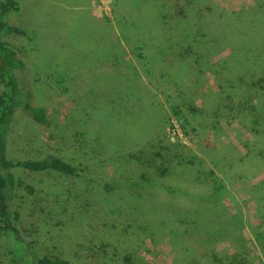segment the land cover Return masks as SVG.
I'll use <instances>...</instances> for the list:
<instances>
[{
    "label": "rangeland",
    "instance_id": "1",
    "mask_svg": "<svg viewBox=\"0 0 264 264\" xmlns=\"http://www.w3.org/2000/svg\"><path fill=\"white\" fill-rule=\"evenodd\" d=\"M18 1L19 9L6 16L9 24L25 31L15 43L25 68L16 75L24 88L32 90V103L47 107L48 124L42 127L25 113H17L6 135L8 156L19 159L54 155L83 170L66 175L54 170L14 168L18 181L11 198L12 210L18 213L14 222L27 228L40 253L67 258L71 264H122L125 254L135 264H186L182 261L186 253L172 245L169 207L187 203L186 189L191 195L201 194V186L209 178L201 164L205 159L200 151L203 145L196 138H181L187 146L174 142L179 137L177 128L165 124L162 99L150 86L157 81L153 77L149 81L144 68L155 67L164 73L175 69L178 73L187 62L197 66L201 61L185 56L183 46L199 37L170 21L180 17L175 9L165 11L162 18V5L170 0H89L92 14L106 19L92 16L88 8L73 11L45 0ZM203 2L214 9L212 12H218L223 8H247L253 0ZM203 5L198 13L210 15ZM68 23L69 28L62 27ZM57 36L60 38L56 44ZM193 44H199L198 39ZM201 49L194 47L192 51L199 54ZM221 53L210 58L215 61ZM180 77L179 72L176 78ZM204 78L203 86L190 91L196 107L205 105L206 110L214 111L210 95L217 96V92L232 93L233 100L239 99L231 86ZM211 123L217 127L205 128L211 141L216 145L230 142L247 152L242 143L252 140V136L238 118L213 117ZM159 139L168 147L174 143L182 159L194 163L182 161L184 165L175 172L165 173L162 183L169 189L136 180L143 167L134 155L141 151L143 156L151 157ZM252 148L257 151L259 146ZM206 163L215 169L213 162ZM231 166L229 159L230 174ZM245 167L246 171H255L250 164ZM248 176L242 181L238 175L233 177L227 183L231 193L223 199L234 212L242 208L247 224L241 236L254 253L260 251L251 232L258 225V214L253 200H248L247 190L252 181L264 176V169ZM183 210L178 208L180 213ZM172 215L177 217L176 212ZM15 248L11 235L0 233V264H24L28 260L29 255L23 256L25 259L16 256ZM214 248L233 251L226 242H218ZM242 251V247H234L233 252Z\"/></svg>",
    "mask_w": 264,
    "mask_h": 264
},
{
    "label": "trees",
    "instance_id": "2",
    "mask_svg": "<svg viewBox=\"0 0 264 264\" xmlns=\"http://www.w3.org/2000/svg\"><path fill=\"white\" fill-rule=\"evenodd\" d=\"M189 1L190 3L186 0L185 4V0H170L168 4L162 5L160 13H163V18L165 11L175 9L180 17L174 20L169 15L170 21L176 25H182L183 31L188 29L191 34L192 32L197 34L199 38L194 37L188 46H183V53L185 56H191L195 62H201L197 66L187 62L180 67L178 73L180 72L181 80L176 78L177 70L171 68L170 73L159 72L155 67L144 68V72L149 81L152 80L149 77L157 81L155 85L150 86L162 99L165 124L170 128H177L179 137L174 142L187 146L180 141L181 138L190 140L196 138L197 142L203 145L200 151L205 159H202L201 164L206 167L209 177L201 186V194L191 195L187 189H183L188 198L187 203L175 206L177 208L169 207L170 217H172L169 225L172 245L186 253V259L182 260L186 264L200 262L202 264H222L221 253L231 259L234 255L243 257V254L248 253L245 249L241 253L233 252L234 247H245L241 231L247 221L242 216L241 207L238 206L239 213H237L225 205L223 198L226 193H231L227 183L236 175L242 181L243 177H253L248 176V173L254 174L255 171L264 169V0H253L247 8L230 10L223 8L218 12H212L213 8L203 5L205 0ZM180 3L185 6L180 7ZM201 5L206 6L205 9L210 15L203 16L202 11L198 13ZM18 9V0H0V233L11 235L16 246L14 250L16 256L25 259L23 256L29 255L24 264H71L67 258L40 253L35 239L29 234L27 228L14 222L18 216V213L12 210L11 202L12 191L18 182L14 168L37 172L54 170L66 175L77 174L78 171L83 170L54 155L19 159H12L8 156L9 144H7L6 135L9 134L11 123L17 113H25L42 127L48 124L47 107L33 104L32 90L30 87L24 88L17 79L16 72L23 71L25 62L15 43L23 37L25 31L21 26L9 24L6 16L9 12ZM102 17L107 18L104 15ZM192 17H195L194 22ZM169 31L176 32L177 28L176 31L175 29H169ZM185 36L186 33H184V38ZM196 39L199 44L194 45ZM200 46L202 49L199 54L197 50L192 51L194 47L200 48ZM224 50L226 53L222 54ZM219 53L222 55L215 61L210 58ZM205 55L208 58H204ZM142 66L144 65H141V69ZM159 67H162L161 64ZM204 77L215 79L217 83L221 80L228 87L231 86L237 92L236 96L240 95L239 99L233 100L232 93L227 92L224 95L217 92V96L210 95L214 111H210V108L206 110L205 105L196 107L192 100L193 92L190 91L197 86H203ZM198 79L201 81L200 84ZM221 90L224 89L221 88ZM225 116L238 118L240 124L249 129L252 140L248 139L242 143L243 147L247 148V152H242L230 142L216 145L208 138L205 128H217L211 123V119ZM157 141L159 145H157V150L150 152L151 157L147 158L145 153L143 156L141 151L134 155L136 161L140 160L143 167L140 173L136 174V180L140 179L141 182H146L153 187L161 185V189L165 187L169 189L162 183V179L166 177L165 173L175 172L178 167L184 165L182 161L185 160L182 159V152L174 148L176 146L174 143H169L170 146L172 145L170 148V146L163 145L162 140ZM255 146H259L257 151L252 148ZM173 150H175L174 153H172ZM230 150L233 152L230 153ZM229 159H232L233 173L231 174L229 173ZM208 160L213 162L215 169L207 165ZM185 162L194 164L192 160ZM247 164L253 166L255 171L244 170ZM150 167L152 168L149 169ZM195 176L199 177L196 173ZM248 186V200H253L258 214L256 217L258 225L251 228L255 244L260 250V253L256 252V254L264 256V176L261 179H255ZM170 190H173L171 186ZM143 191L146 193L145 190ZM160 205L166 207L163 204ZM234 207L237 208V206ZM178 208L185 210L180 213ZM173 212L177 213V217H173ZM138 223L141 222L135 224ZM165 234L168 236V233ZM150 236H153V232H150ZM218 242L228 243L233 251L217 250L214 246L216 247ZM195 254L199 257L194 259ZM238 262L240 261L233 260L227 264ZM122 264L135 263L129 254H125L122 257Z\"/></svg>",
    "mask_w": 264,
    "mask_h": 264
},
{
    "label": "crops",
    "instance_id": "3",
    "mask_svg": "<svg viewBox=\"0 0 264 264\" xmlns=\"http://www.w3.org/2000/svg\"><path fill=\"white\" fill-rule=\"evenodd\" d=\"M49 3H53L56 6H60L62 9H67V10H84V8H88L89 9V14H91L92 16H95L96 18H102L103 17H98L94 14H92V12L90 11V7H89V0H45ZM62 27H67L69 28V23L66 26H62ZM55 30V29H54ZM53 30V33H54ZM97 37H99L98 34H96ZM60 38V36L55 37L56 39V44L59 42L58 39ZM55 44V43H54ZM247 243H245V247L243 249H245L246 251L248 250L247 254H243L242 256H238V255H234L233 256V260H238L240 261V263L242 264H264V256H262L261 254L257 255L256 252H252L249 250V246L246 245ZM260 253V252H259ZM222 256V257H221ZM221 257V263L222 264H227L229 261H233L231 258L229 257H225V255H223V253L220 254ZM241 257L243 258V260L241 259ZM242 260V261H241Z\"/></svg>",
    "mask_w": 264,
    "mask_h": 264
}]
</instances>
